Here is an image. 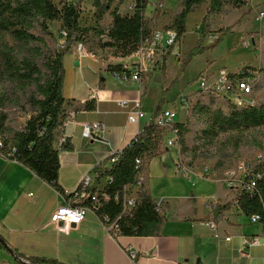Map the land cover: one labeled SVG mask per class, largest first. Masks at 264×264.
Masks as SVG:
<instances>
[{
  "label": "crops",
  "instance_id": "crops-1",
  "mask_svg": "<svg viewBox=\"0 0 264 264\" xmlns=\"http://www.w3.org/2000/svg\"><path fill=\"white\" fill-rule=\"evenodd\" d=\"M210 1L202 5L206 13ZM177 7V2L169 0L159 8L162 14L171 15ZM147 11L145 16L152 17V12ZM119 12L132 15L134 9L122 6ZM225 13L214 17L212 24ZM73 53L77 52L73 50ZM168 53L164 55L166 69L172 54ZM174 54L182 58L181 53ZM90 55H79L74 61L75 67L81 66V58L92 59L100 65L99 73L89 78L75 70L69 74L64 61V109L69 117L56 134L54 146L60 148V141L66 139L70 147L59 151V183L65 195L74 194L86 174L97 175L102 165L111 168L113 154L126 148L154 120L155 112L144 109L143 97L152 76L160 71L150 73L145 84L118 81L108 71L109 65L130 68L135 62H131L132 58L114 57L109 62H101ZM76 61L79 65H75ZM165 73L166 70L163 75ZM166 87L164 84L161 92ZM181 96L184 95L180 93L178 100ZM136 99H141L146 117L138 124H130L129 109L122 107L120 102ZM91 100L96 101L95 111L75 110ZM158 104L159 99L152 108ZM95 122L105 124L106 133L98 132L85 138L83 125ZM176 123H184V120ZM180 159V152L168 147L167 140L163 139L157 155L145 165L144 176L149 177L152 197L159 205H164L161 210L166 223L161 235L115 237L94 212H88L85 221L69 235H59L51 223L52 214L64 204H76L80 199L75 196L64 199V194L32 171L0 156V264H31L35 258L58 264H197L198 260L202 264H264V226L252 223L239 208L237 199L241 186L225 183L224 178L215 176L210 170L205 177H198L203 172L197 171V176L186 177L179 168ZM105 184L106 179H101L98 191H103ZM215 207L218 209L214 210ZM210 223H215L217 228L212 229ZM255 237L260 240L257 245L245 244Z\"/></svg>",
  "mask_w": 264,
  "mask_h": 264
},
{
  "label": "trees",
  "instance_id": "trees-1",
  "mask_svg": "<svg viewBox=\"0 0 264 264\" xmlns=\"http://www.w3.org/2000/svg\"><path fill=\"white\" fill-rule=\"evenodd\" d=\"M56 1L59 3L56 4ZM167 1L135 0L134 13L123 15L119 12L121 3L115 5L116 0H95L96 27L85 28L80 24L84 0H0V153L8 160L23 165L65 195L59 183V151L70 147L67 143L60 148L54 146L56 134L69 117L68 111L64 109L63 96L65 56L79 44L84 47L93 36L100 39L101 52L116 58L130 57L143 40L160 29L164 17L170 18V21L161 29L174 31L179 43L187 33L188 17L207 0H175L178 7L173 14H162L157 8L154 16H145L144 12L150 4L161 5ZM248 1L211 0L203 21L204 37L212 36L211 25L215 16L228 9H241L247 6ZM107 17L110 18L109 24L104 23ZM53 22L61 24L59 37L64 39L61 50L55 53L50 51L46 39L50 35L49 25ZM230 30V27L220 30L219 37L212 45L221 41ZM200 52L197 47L187 53L186 58L180 61L182 65L178 76L191 58ZM108 71L114 74L127 69L121 65H109ZM258 72L264 75V69ZM249 74L250 69L247 68L232 76L245 77ZM178 76L165 91L176 84ZM163 101L162 98L160 103ZM96 105V101L91 100L75 107V110L91 112L96 110ZM160 105L153 118L160 112ZM13 110L28 116L21 128L16 126L18 119L13 118ZM199 112L203 119L200 136L202 145L216 147L221 153L227 149L238 151L247 143L252 132L264 128V100L253 108L240 109L231 105L227 111L211 103L200 107ZM176 128L180 147H185L187 126L176 123ZM162 133L151 122L119 152L118 160L111 168L102 165L97 171L92 191L97 189L101 179L105 178L106 184L103 191H98L100 207L96 214L103 221L107 218L108 223L115 224L112 231L115 237H157L162 233L166 223L161 210V205H164L154 201L148 185L149 177H144L132 211L123 214L122 204L115 200L125 186L136 183L139 173L137 159H142L145 164L157 155L164 139ZM258 171L261 179L257 186L252 192L242 188L237 200L246 216L251 218L258 214L264 221V168L259 167ZM105 195L108 197L105 198ZM65 196L73 197L75 193ZM80 206H91V202H83ZM217 209L215 207L214 210ZM31 264L58 263L35 258Z\"/></svg>",
  "mask_w": 264,
  "mask_h": 264
},
{
  "label": "rangeland",
  "instance_id": "rangeland-1",
  "mask_svg": "<svg viewBox=\"0 0 264 264\" xmlns=\"http://www.w3.org/2000/svg\"><path fill=\"white\" fill-rule=\"evenodd\" d=\"M94 1L84 0L82 4L80 24L85 28L96 27ZM171 1L177 2L175 0ZM134 2L135 0H116L115 5L121 3V7L124 6V8L126 7L129 10V6H132ZM55 3L58 4L59 1ZM159 7L160 5L154 3L150 4L146 10L151 11L154 16L156 9ZM146 10L144 13H146ZM159 10L161 12L160 8ZM122 12L126 14V9H123ZM262 13H264V0H249L247 6L241 9H228L224 16L216 19L211 25L212 33L216 34V36L205 38L203 35V21L206 10L203 6H200L188 17L187 33L184 40H182L181 44L177 43L172 48L174 52L169 51L168 55L173 53L167 62V69L165 59V64L159 68L160 72L155 73L152 76V81L147 85V92L143 97V107L146 111L149 113L153 111L154 113L157 107H152L158 99L160 103L163 98V103H160L161 105L158 104L160 105V111L176 109L179 116L175 121L184 120V124L187 126V133L185 134L187 145L180 148V164L182 163L194 171L202 172L205 168H208L216 174L215 176L225 178L226 173L237 171L239 165L243 162L256 165L259 157H261L260 167L264 168V128L252 132L247 143L235 152L227 149L224 153H221L216 147L209 148L202 145L203 142L200 136L203 128V119L199 112L200 107L214 103L222 110L227 111L232 104L224 97L218 98L212 94H204L197 91L201 76H207L212 81L219 76L222 70H226L231 74H238L248 68L250 73H252L253 79L251 80L254 84V97L258 104L264 100V75L258 72V70L264 69V17H261ZM169 21L170 18L164 17L159 30H163L161 28L167 26ZM109 22L110 18L107 17L104 23L109 24ZM60 26L59 22H53L49 25L50 35H47L46 39L48 47L53 53L60 51L61 46L64 44V39L59 37ZM228 27L231 28L229 34L224 35L221 41L212 45L217 40L219 31ZM252 39H254V43ZM99 40L92 36L83 47L84 51L94 54L95 58L101 62L113 60L114 57L101 52ZM78 46H75L73 50L77 52ZM197 47L201 51L200 54L192 57L185 70L178 76L182 65L180 61H183L187 53ZM175 52L181 53L182 58L177 55L175 60ZM78 56L79 54L77 53H70L66 56L64 61L69 74L75 70L77 73H82L89 78L93 77L95 72L99 73L100 65L92 59L81 58V66L75 67L74 61L76 57H80ZM130 60L131 62L135 61V59ZM165 70L166 73L163 75ZM103 74L105 77L108 76L106 73ZM100 76L98 75L99 80L102 78ZM177 76L178 81L176 84L168 91H165ZM145 79L144 81H146ZM144 81L143 84L146 83ZM164 84L167 87L161 92ZM163 91L165 92L163 93ZM192 91L196 92L190 94ZM180 93L184 95L188 105L181 106L179 104ZM13 113V118L18 119L16 126L21 128L28 116L17 110H13ZM239 178L240 176L238 175V180ZM136 193L137 190L134 191L133 195L136 196Z\"/></svg>",
  "mask_w": 264,
  "mask_h": 264
},
{
  "label": "built area",
  "instance_id": "built-area-1",
  "mask_svg": "<svg viewBox=\"0 0 264 264\" xmlns=\"http://www.w3.org/2000/svg\"><path fill=\"white\" fill-rule=\"evenodd\" d=\"M133 6L134 4L132 8ZM261 17H264V13L261 14ZM177 43V35L174 31L158 30L154 32L150 38H146L141 42L138 50L132 56L127 57L135 59V62L130 68H126L127 71L122 73H114V78L123 82L133 81L142 83L150 73L159 70V68L165 64L164 55H166ZM76 50L81 57L89 56V53L84 51L81 44H79ZM90 56L95 57L93 54ZM251 79H253L252 73L245 77H240L239 75L233 77L231 73L222 70L214 81H211L207 76H201L199 80V90L204 94H212L218 98L224 97L237 108H253L258 105V102L254 97V84ZM185 99L184 96L180 97L179 104L181 106L188 105ZM120 105L129 109L128 120L130 124H138L141 120L145 119L146 113L143 111L141 99H136L132 102L123 101L120 102ZM177 115L178 112L176 109L161 111L154 118L153 123L163 132L162 135L164 139L167 140L168 147L177 149L180 152L179 132L176 128L175 121ZM106 131V125L101 122L86 123L83 125V136L88 139L95 133L100 132L101 134H105ZM66 141V139H62L60 141V146L65 144ZM118 154L119 152H116L111 157V167L117 162L119 157ZM0 156L4 159H8L1 153ZM136 162L137 170L139 171L136 183L125 186L123 192L115 197V200L122 204L123 214L132 211L135 207L136 196H134L133 193L136 190L138 192L145 177L144 168L146 163L144 164L142 159H137ZM260 164L261 157L258 158V163H256V165L243 162L239 165L237 171L226 173L223 181L229 185L238 184L241 188L252 192L257 186L258 180L261 179V173L258 171ZM179 168L186 177L198 175L196 171L184 166L182 163L180 164V162ZM202 172L203 174L198 175V177H205L209 169L205 168ZM238 175L240 176L239 180ZM96 178L97 175L94 173L86 174L81 182L80 188L75 192V197L79 198L80 202L76 204H64L52 214L51 223L55 226L59 235H69L74 228L80 226L85 221L88 212L96 213V210L100 207L98 189L92 191ZM107 197L108 196L105 195V198ZM63 198L65 199L66 196L63 195ZM89 200L91 206H80V204ZM250 220L254 224H262L264 226V221L258 214L253 215ZM108 222L107 218L103 221L106 229L112 232L115 229V224ZM209 225L214 230L217 228L215 223H210ZM216 237H218V235H216ZM226 241L229 242L230 238H226ZM259 241V238L255 237L252 240H246L245 244L254 246L257 245ZM26 264L30 263L27 262Z\"/></svg>",
  "mask_w": 264,
  "mask_h": 264
},
{
  "label": "water",
  "instance_id": "water-1",
  "mask_svg": "<svg viewBox=\"0 0 264 264\" xmlns=\"http://www.w3.org/2000/svg\"><path fill=\"white\" fill-rule=\"evenodd\" d=\"M75 65H79V62L76 61V62H75ZM197 264H202V263H201V260H198V261H197Z\"/></svg>",
  "mask_w": 264,
  "mask_h": 264
}]
</instances>
